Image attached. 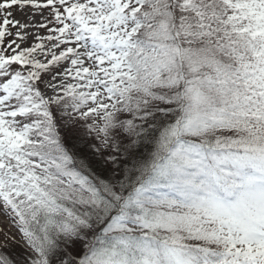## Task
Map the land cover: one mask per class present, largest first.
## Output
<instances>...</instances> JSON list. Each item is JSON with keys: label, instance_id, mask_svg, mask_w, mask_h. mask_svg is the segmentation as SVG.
<instances>
[{"label": "snow or ice", "instance_id": "obj_1", "mask_svg": "<svg viewBox=\"0 0 264 264\" xmlns=\"http://www.w3.org/2000/svg\"><path fill=\"white\" fill-rule=\"evenodd\" d=\"M0 264H264V0H0Z\"/></svg>", "mask_w": 264, "mask_h": 264}, {"label": "rangeland", "instance_id": "obj_2", "mask_svg": "<svg viewBox=\"0 0 264 264\" xmlns=\"http://www.w3.org/2000/svg\"><path fill=\"white\" fill-rule=\"evenodd\" d=\"M0 223H3V221H0Z\"/></svg>", "mask_w": 264, "mask_h": 264}]
</instances>
